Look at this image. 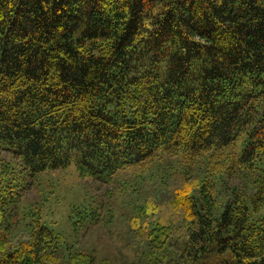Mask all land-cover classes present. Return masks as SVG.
I'll return each mask as SVG.
<instances>
[{
    "label": "trees",
    "instance_id": "16d2710c",
    "mask_svg": "<svg viewBox=\"0 0 264 264\" xmlns=\"http://www.w3.org/2000/svg\"><path fill=\"white\" fill-rule=\"evenodd\" d=\"M71 168L125 264H264V0H0V264H97L116 206L44 217Z\"/></svg>",
    "mask_w": 264,
    "mask_h": 264
},
{
    "label": "rangeland",
    "instance_id": "374dc122",
    "mask_svg": "<svg viewBox=\"0 0 264 264\" xmlns=\"http://www.w3.org/2000/svg\"><path fill=\"white\" fill-rule=\"evenodd\" d=\"M124 177H132V180L134 181L136 171L134 172L133 169L125 171L122 178ZM55 178L58 179L59 184L51 196V200L48 201V204L44 208L46 223L58 230L71 233L72 226H70L68 217L69 214H71L72 203L75 201L73 192L75 189L78 191L80 187L85 189L88 187L95 195L102 196L101 198L105 200L106 205L110 204L112 207L116 206V216L113 221L106 222L103 220L99 224L92 226L91 229L85 231L87 232L85 239L95 250L98 258L97 264H99L100 260L104 257L109 258L112 264H125L126 262L133 263L136 260L135 253L126 247L124 240L127 231V214L128 211L131 210V207H124L120 202L118 194L121 192L119 190L120 185L118 180L111 185H103L95 182L87 183L78 178V175L73 168L64 172H56ZM232 182H239L237 176L232 179ZM106 187H109L112 190L113 195L111 197L104 196V190ZM40 188H43V186L34 185L29 192V195H27V199L40 201V194L42 192ZM52 220H56L57 223H50ZM81 232L84 233L82 230Z\"/></svg>",
    "mask_w": 264,
    "mask_h": 264
}]
</instances>
